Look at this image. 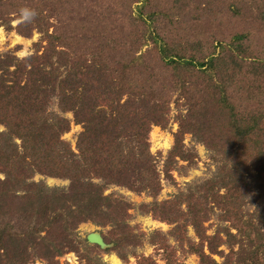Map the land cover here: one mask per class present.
Wrapping results in <instances>:
<instances>
[{
    "label": "trees",
    "instance_id": "1",
    "mask_svg": "<svg viewBox=\"0 0 264 264\" xmlns=\"http://www.w3.org/2000/svg\"><path fill=\"white\" fill-rule=\"evenodd\" d=\"M13 20L20 22L12 27ZM0 27L41 34L32 55L0 54V264H57L55 257L74 249L71 231L86 221L113 226V250L139 244L143 234L123 219L127 202L104 192L113 183L156 194L148 133L167 126L173 95L187 110L173 151L185 153L181 137L190 133L217 156L229 196L224 219L237 230L222 229L225 240L217 236L222 231L198 234L200 242L224 256L220 264H264L262 234L231 209L247 195L250 170L264 188V0H0ZM53 97L83 128L76 153L61 139L68 119L48 110ZM35 172L69 186L27 182ZM193 194L150 211L180 221L177 233L186 219L198 231L210 212ZM14 213L26 222L18 232L3 221ZM222 243L225 255L217 251ZM85 249L87 264H105L89 256L97 245ZM188 251L199 264H218L198 245ZM137 264L155 263L143 256Z\"/></svg>",
    "mask_w": 264,
    "mask_h": 264
},
{
    "label": "rangeland",
    "instance_id": "2",
    "mask_svg": "<svg viewBox=\"0 0 264 264\" xmlns=\"http://www.w3.org/2000/svg\"><path fill=\"white\" fill-rule=\"evenodd\" d=\"M20 20L11 21L12 27H15ZM51 32V28L49 29ZM41 34L35 30L31 32L30 37L19 35L15 31L6 32L0 27V54H9L12 57L21 60L34 53V44L40 39ZM13 68L11 67L10 70ZM182 100H176V95H173L167 112L168 123L165 128L160 126H151L148 133L149 153L156 158L155 175L158 181V191L153 196L149 191H133L124 186H117L109 183L106 186L104 195L118 194L127 202L126 213L122 214L125 224L131 228L134 233L143 234L139 244L136 246H125L121 250L116 251L112 248L116 240H112V235L115 234L113 226L109 224H94L90 221L77 223L71 231L69 241L74 244L73 251L69 250L62 255L55 257L57 264H87V260L83 255H88L85 247L93 245L85 241L88 233L97 231L104 238L105 243L111 246L104 250L92 249L89 253L90 257L101 258L105 264H111L110 258L117 259L119 264H137L140 257H148L155 264H166V257H171L172 264H199V258L195 254L189 253L190 245H198L206 255L211 257L220 264L224 260V256L213 255L208 251L207 244L201 243L202 239L198 234L205 233L206 236H215L216 232H220L217 236L225 240L226 234H223L222 229H227L232 235H237V230L224 219V213L228 207L225 206L228 201V191L225 185H220L219 181L221 174L216 173L218 168H221V161L217 160V156L210 152L204 143L199 142L198 138L190 133L182 134L181 147L184 150L182 156H178L174 149V135L179 131V124L183 123L179 120L187 117L185 104H181ZM48 110L59 115L69 121V130L63 134L61 139L67 143L70 150L76 153V141L78 135L83 131L80 124L74 121L72 112L61 113L57 106V100L53 97L48 104ZM4 126L0 124V132L4 131ZM19 143V141H16ZM226 172V171H224ZM217 174V175H216ZM255 171L250 170L244 175V185L248 187L247 195H243L240 204L232 205V211H236L239 218L245 222L249 221L253 224V228H257L262 236H258V241L264 246V188H259L255 182ZM4 176L0 174V180ZM27 182L42 183L44 186L52 188H62L69 186L67 179L59 177H49L35 172ZM93 182L98 180L93 179ZM209 191V188H212ZM24 192H18L23 194ZM193 194L192 201L204 203L209 209V215L204 220L199 228L196 229L185 220L182 223L183 228L181 233H177L176 225L178 222H166L162 220V215L159 213H151L150 209L154 203H161L176 199V197L187 198ZM261 200H257L260 199ZM145 207H142L144 206ZM180 211H185V203L178 205ZM223 209V210H222ZM239 212V213H238ZM246 214H248L246 216ZM174 218V216H172ZM166 219V218H163ZM3 221L9 223L13 232H18L25 227L26 223L23 219H19L17 214L3 215ZM42 232L40 235H44ZM183 238V239H180ZM240 238L241 236H237ZM243 237V236H242ZM261 238V239H260ZM247 245V240H245ZM161 245H164L166 250ZM228 244L222 243L217 247V251L224 255L229 252ZM168 246V247H167ZM233 250L238 251L240 248L238 243H234ZM109 249V251H108ZM107 250V251H106ZM119 253V254H118ZM125 256L122 259L120 255ZM170 254V256H169ZM27 264H47L46 261L40 258L29 260ZM239 264V263H234Z\"/></svg>",
    "mask_w": 264,
    "mask_h": 264
},
{
    "label": "water",
    "instance_id": "3",
    "mask_svg": "<svg viewBox=\"0 0 264 264\" xmlns=\"http://www.w3.org/2000/svg\"><path fill=\"white\" fill-rule=\"evenodd\" d=\"M85 239L87 243L97 245L101 250L107 249L111 246L110 244L105 243L102 235L97 231L88 233Z\"/></svg>",
    "mask_w": 264,
    "mask_h": 264
},
{
    "label": "bare ground",
    "instance_id": "4",
    "mask_svg": "<svg viewBox=\"0 0 264 264\" xmlns=\"http://www.w3.org/2000/svg\"><path fill=\"white\" fill-rule=\"evenodd\" d=\"M110 263H111V264H119V262L117 261V259L114 258V257H111V258H110Z\"/></svg>",
    "mask_w": 264,
    "mask_h": 264
}]
</instances>
